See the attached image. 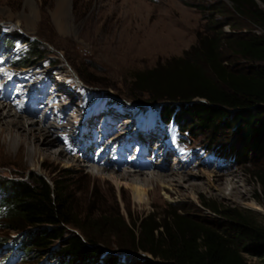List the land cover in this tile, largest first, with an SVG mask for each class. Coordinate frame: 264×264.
Listing matches in <instances>:
<instances>
[{"label": "rangeland", "instance_id": "374dc122", "mask_svg": "<svg viewBox=\"0 0 264 264\" xmlns=\"http://www.w3.org/2000/svg\"><path fill=\"white\" fill-rule=\"evenodd\" d=\"M32 1L37 18L34 19L33 26L30 27L26 25L25 17H23V15H28V8L25 6L26 0H0V27L3 31L2 35L6 33H12V36L14 34L20 35L24 39H31L39 45L40 59H32L34 67L21 69L24 76L27 73L29 76H33L35 72V75L40 74V76H35V81L39 83L35 91L25 94L32 95L31 102L33 101V103L30 107L34 109L36 106L38 108L33 111L39 113L34 121L43 118L46 111L52 116L72 112L68 113L66 117H72L71 114L78 111L79 114H76L74 120L77 124L79 123L78 126L85 123V125L80 126L83 129L85 127V129L91 130L89 131L90 136L103 128V133L112 134L110 137L124 136L127 139H123V142L120 139L114 144L117 146L111 148L112 151L123 154L121 156L123 159H111L113 156H108L111 159L110 162L114 164V168L101 171V168L97 166L95 168V165L85 163V161L84 163L79 162L81 167L76 168L69 167L66 159H57L55 157L56 151L68 149V144H60L59 139L58 142L47 146L45 151L37 154L31 160L27 155L30 147L33 148L37 145L42 147L40 137L36 136L37 133L35 135L18 134L19 140H24V146L22 144L19 149L14 151L9 148L10 138L6 137V133H3L0 135L1 179H23L30 175H38L43 176L50 183L53 180H61L69 197H72V202L79 203L85 209L88 206H93V212L97 211V213L98 211L112 213L119 211L125 218L130 216L135 221L143 219L151 213L164 215L169 212L166 208L167 205L181 207L192 217L209 224L222 221L221 216L212 215L210 211L204 210L200 201H203L208 208L213 210L221 211L222 208L238 207L264 217V205L257 199L260 186L253 176L259 167L264 166V155L255 157L248 154L244 158H240L243 163L235 164L226 153L232 144L237 143L230 136L228 130L224 132L230 137L227 135L221 137L217 141L218 147L213 151H206L207 141L203 140V137L200 136L193 140L190 137L181 136L173 124L164 125L160 120L157 104H145L130 99L132 79L137 73L159 70L171 64L173 60L182 57L185 51L196 44L198 35L208 33L210 28H220L225 34L238 30L243 32L249 30V24L234 14L228 1L70 0L62 25L58 24L59 22L52 16L57 0ZM7 14L12 15V18H7ZM16 20H19L18 25L15 24ZM27 26L31 29H28ZM21 44L22 42L19 41L14 50L7 51L9 55L4 57L3 61L12 64L15 59L23 58L26 45ZM240 63L244 64L245 62ZM45 73H50L53 81L62 82L60 85L64 88L59 87L61 92L56 88L58 83L54 86L52 83L48 85L41 82V77L43 79ZM18 81L23 82L22 80ZM24 83L26 85L31 84V86L35 85L34 82ZM39 88L42 91L46 90L45 93L38 92ZM49 88L52 92L51 97H54V93L64 96L62 91H66L71 96L65 99L60 96L54 97L53 103H51L48 97ZM24 100L27 101V98ZM47 100L49 105L44 104ZM47 106L49 108L46 109ZM116 110H119L122 116L121 122H123L121 123L117 119L118 125L119 127L123 126L115 134L112 133L113 124L108 127L106 120L101 115L96 118L95 122L93 119L84 118L83 120V114H80L88 112L85 114L86 117L90 114L94 115V113L98 115V111L103 114L104 111L115 112ZM45 117L49 118L48 116ZM21 118L30 123L28 118L24 116ZM105 118L110 119L112 123L116 122L112 115ZM51 121L52 119L45 124L48 125ZM89 122L92 125L95 124L94 127L88 124ZM141 122L151 125V130H155L153 133L154 135L156 133L155 136L160 133L161 139L165 140L166 148L174 150L177 159L182 160L183 164L180 163L177 167L174 165L177 163L176 160L167 158V162H164V158H162L164 164L162 166H165L164 173L180 171L182 165L184 166L190 158L191 165L189 166H194V168L187 169L186 172L194 174L199 170H204L209 173H219L223 177L235 178V186L238 188L239 195L230 199L223 198L218 195V191L206 190L203 186H195L193 187L194 195H189L183 188H179L178 195L173 196V199H166L160 194L153 197L148 206H139L133 201L129 191L122 189L119 191L110 179H104V177L107 173L126 171L123 170L125 164L121 165L122 160L125 163L131 162L133 159L137 160L142 167H145L142 168L139 165L138 171L142 173H149L154 170L155 167L153 165L151 167L149 161L151 160L153 164H156L154 153L148 155L146 152V148L150 152L154 150L152 144L147 146L138 141H130V139L136 138L139 133L138 128L142 126ZM76 123L70 129V131L73 130V133L66 132V134L79 136L85 142V136L82 135L84 131H81L82 133L76 132ZM124 123L126 126L130 125L129 131L122 130ZM53 124L56 126V123ZM35 126L33 128L36 129L37 125ZM56 131L58 130H54L55 133ZM16 133L20 132L16 130ZM194 133L198 134V131L195 130ZM13 135L15 136V133ZM58 135L62 136L60 132ZM102 137L104 135L100 134V139ZM50 138L53 137L50 136ZM96 138L98 139V137ZM145 139L146 136H143L141 142H144ZM102 140L114 143L111 139L102 138ZM84 142L83 145L81 142L77 143L79 144L77 151H82V148L85 151ZM89 142H93L89 145V148H93L94 141L91 139ZM131 143L141 144L140 149H136ZM160 143L162 142L160 141ZM159 145L162 147V144ZM104 146L103 143L101 147L104 148ZM120 146L123 147L118 149ZM71 152L74 153L75 149ZM72 153L67 154V158L72 157ZM96 153V151H92L90 155L94 157ZM183 154L185 155L183 156ZM104 160L105 158L102 159V162ZM117 161L119 162L116 163ZM104 162L109 163L106 160ZM99 164L101 165V162ZM37 165L39 166L37 167ZM137 169L135 167V170ZM199 181L192 176L187 178V183L198 184ZM227 189L228 186H224L222 193H227ZM253 203L258 205L260 211L249 207ZM105 233L107 237H105L103 248L108 254L120 259L119 264H137L141 259L149 258L148 255L135 253L129 248L127 243H129L130 238L123 231L107 228ZM116 233L118 236L114 237L113 234ZM3 236L4 233L0 232V238ZM9 236L13 239L19 235L10 233ZM117 242L125 244L124 247L118 248ZM59 245L60 243L54 246L52 250L58 249ZM7 246L0 249V264H64L58 258L53 259L52 257L51 260L47 256L40 259L33 256L28 261H24L25 259L14 251L10 244ZM244 254L251 264L257 262V253L254 250L245 249ZM97 264L102 263L99 261Z\"/></svg>", "mask_w": 264, "mask_h": 264}, {"label": "trees", "instance_id": "16d2710c", "mask_svg": "<svg viewBox=\"0 0 264 264\" xmlns=\"http://www.w3.org/2000/svg\"><path fill=\"white\" fill-rule=\"evenodd\" d=\"M226 1L250 29L225 34L210 28L171 64L137 73L130 99L157 104L163 124H173L181 136L193 140L203 137L206 151L218 147L228 130L237 143L226 153L241 164L248 154L264 155V0ZM2 41L7 50L19 41L26 44L23 58L15 62L18 67L34 66L32 59H40L39 45L31 39L2 36L0 27ZM253 176L260 186L257 199L264 205V166ZM71 198L61 180L0 178V249L10 244L24 261L47 256L64 264H119L103 248L105 230L111 228L128 235L133 252L149 256L137 264H251L245 249L257 253L255 264H264V217L251 211L213 210L200 201L222 221L209 224L173 205L166 206L164 215L151 213L135 221L119 211L93 212V206L85 209ZM10 233L19 236L12 239Z\"/></svg>", "mask_w": 264, "mask_h": 264}, {"label": "bare ground", "instance_id": "6f19581e", "mask_svg": "<svg viewBox=\"0 0 264 264\" xmlns=\"http://www.w3.org/2000/svg\"><path fill=\"white\" fill-rule=\"evenodd\" d=\"M69 2L70 0H57L56 3V7L54 9V12L52 13V16L54 19H56L60 24H63V20L65 18V15L67 13L68 10V6H69ZM25 6L28 8V15H23V17H25V23L26 25H29L30 27L33 26V21L35 18H37V13L34 11L33 8V1L32 0H26L25 2ZM7 18L11 19L12 15L7 14ZM19 19V18H16ZM20 20V19H19ZM19 20H16V25H18ZM15 22V21H14ZM28 27V26H27ZM28 27V29L30 28ZM31 29V28H30ZM45 77L42 79V83H46L48 85H54L58 82L53 81V77H51L50 73H45ZM34 76V75H33ZM33 76H29V74L27 73L26 76H16L14 79H11L14 81H18V80H22L23 82H19L20 87L15 89L13 86V90L16 91H20L21 95L24 96L27 92L30 91H35V89L38 86V82L35 81V79L33 78ZM18 77V78H17ZM46 78V79H45ZM47 80V81H46ZM55 80V79H54ZM2 80L0 79V82ZM24 82L27 83H31L34 82V86H31V84L26 85ZM61 81H59L58 85L56 86V88L60 91L61 89L59 87L64 88L62 85ZM10 88V85H9ZM25 91V92H24ZM42 91L40 88L38 89V92ZM46 90L42 91L45 93ZM50 91V88H49ZM61 92V91H60ZM64 92V96L60 95L59 93H54L55 95H53L55 98H57L58 96H60L61 98H67L70 97L71 95H69L68 93H66V91H62ZM52 94V92L50 91V94L48 95L51 103H53L52 99H54V97H51L50 95ZM69 99V98H68ZM48 101V100H47ZM33 103L30 102L29 104H17L15 101L13 102L12 99L9 98L8 95H6V93H4L3 89H0V135L3 133H6V137L10 138V144H9V148L11 150H16L19 149V147L23 144V141L20 139L19 140V136L18 134L21 133H25V134H30V135H35L40 137V143H42V147H38V145L36 147L31 148L28 152V157L29 159H33L35 158L34 156H36L37 154H41V152L45 151V148H47V146H51L54 143L58 142L60 140V144H68V149H60L58 150V152L56 151V158L57 159H61V160H67L68 161V166H72V167H81V165H79V162H83L85 161V163H90L101 168V171H107L110 170V168H114V164H112V162H110L111 159L116 158L117 160L123 159L121 156L123 154L121 153H116L114 151L111 150L112 146H117L114 145L115 143H117L120 139V141L123 142V139H127L126 137H116L113 138L110 137V135H107L106 133H103L104 129L102 128L101 130L96 131L95 133H92V135H89V131L91 130H87L83 129V125L84 124H80L78 126V124L75 122V116L76 114H79L78 111H76L75 113L71 114V116L66 117L68 115V113H72V112H66V113H62V114H54V118H52V121L50 124H45V122L50 121V117L46 118L45 116H43V118L41 117L40 119H38L37 121H34L35 117L39 114L34 113L33 111L37 110L38 108H36V106L33 108L30 107V105ZM47 103V102H46ZM44 103V104H46ZM28 105V106H26ZM49 105V104H48ZM78 105V104H77ZM36 108V109H35ZM49 108L48 106L46 107V109ZM53 108V107H52ZM101 108V107H100ZM45 109V110H46ZM101 111V109H100ZM98 111V115H96L94 113V115L90 114L88 116L85 117V114H87L88 112L84 113H80L83 114V120L84 118H87V120L89 119H93L96 122V118L98 116H102L104 120H106V125L108 127H110L113 124V134H115L118 129L123 126L121 125L119 127L118 125V121L117 119L121 122L122 120V116L119 112V110H116L115 112H103V114H100L101 112ZM31 112V113H30ZM74 115V116H73ZM108 115H112L115 117L116 122H111L110 119H106L105 117ZM21 116H24L25 118H28L30 123H27L26 121L23 120V118H21ZM121 116V117H120ZM71 117V118H70ZM101 117V118H102ZM32 118V120H30ZM70 118V119H69ZM53 123H56V126H54ZM77 124L76 128H77V133L78 131H84L82 135L85 136V141H89V140H93L94 141V147L93 148H89L90 146L85 145L84 143V148L85 151H83L84 149L82 148L81 154L79 153L80 151H77V147L79 144L77 143H82L83 145V139L80 138L79 136H73V135H68V133H73L72 131H70L72 126H75L74 124ZM123 123V122H121ZM142 123V122H141ZM91 124L92 123H88ZM103 124V123H102ZM35 125H37V130L35 128H33ZM87 125V124H86ZM95 125V124H93ZM92 125V126H93ZM142 126L140 128H138L139 133L137 134L136 138H132L130 139V141H138L140 143H144L147 146L149 144H152L154 149L153 151H149V149L146 148V152L149 155V153H154V160H156V164L154 165L152 163L151 160H149L151 162L150 166L152 167V165L155 167L154 170L150 171L149 173H142L140 171H138L140 168L139 167V162L137 160H131V162H123V160L121 161V165L125 164L124 169L126 171H120V172H116V173H107L105 174L104 179H110L114 185L116 186V188L121 191L122 190H127L129 191L128 193H130L133 201L135 203H137L139 206L141 207H146L149 205L151 199L153 197H157L160 194L165 197L166 199H173V196H177L179 191V188H183L189 195H194V188L195 186L201 187L203 186L206 190H215L218 191V195L220 197L223 198H233L236 197L237 195H239V191L238 188L235 186V178L231 179L230 177L227 178V176L223 177L222 175H220L219 173L216 172H206L204 170H199L194 174H191V172H186L187 169L191 170L194 168V166H189L190 164V158L188 159V162L186 164H184V166L182 165V167L180 168V171H172L173 173H164L163 171L165 170V166L163 167L162 165H164L162 163V158H164V162L167 160V158H172V160H176L177 163L174 165H177V167H179V164L182 163V160L177 159L176 154L173 152L174 150H171L170 148H166V143L165 140L161 139V134L158 133L157 136L156 133L155 135L154 133V129L151 130V125H146V124H141ZM129 126L124 123V127L122 128V130L124 131H129ZM36 127V126H35ZM94 127V126H93ZM98 128V127H97ZM58 130L56 131L57 136H55V132L54 130ZM157 129V128H156ZM16 130H18L20 133H16ZM76 130V129H75ZM88 131V132H87ZM150 131V132H149ZM61 133L62 136L58 135V133ZM66 132H68L66 134ZM15 133V136L13 135ZM55 133V134H54ZM75 133V132H74ZM149 133V134H148ZM100 134L104 135L105 139H111L114 141V143H109L108 140L103 141L102 138L100 139ZM80 135V134H79ZM99 135V136H98ZM53 137V138H50ZM81 136V135H80ZM146 136V139L144 142H141L142 137ZM58 137V138H57ZM62 137H64L62 139ZM98 137V139L96 138ZM86 138H91V139H86ZM59 139V140H58ZM160 141L162 143H160ZM96 142V143H95ZM156 142H158L159 144H162V147H160L159 144H157ZM93 143V142H92ZM91 143V144H92ZM104 143V148L101 147V145ZM120 143V142H119ZM77 144V145H75ZM39 145V146H41ZM81 145V144H80ZM129 145V144H128ZM132 146L136 147V149H140L141 144L139 145H135L134 143H131ZM24 146V144H23ZM139 146V147H138ZM123 146H120L121 149ZM149 148V147H148ZM73 149H75V152L72 153L71 151H73ZM145 150V149H144ZM92 151H96L97 153L95 154V156H91L90 153H92ZM108 151V152H106ZM118 151V150H117ZM83 152V153H82ZM72 153V157L67 158V154H71ZM43 154V153H42ZM118 155V156H117ZM147 155V156H148ZM185 154H183L184 156ZM108 156H113L111 159L108 158ZM128 156V155H127ZM105 158V160L109 163L106 162H102V159ZM183 158V157H182ZM99 160V162H98ZM96 162H98L96 164ZM101 162V165L99 164ZM119 161H117L116 163H118ZM167 162V161H166ZM183 164V163H182ZM92 165V166H93ZM39 165H37L38 167ZM141 166V165H140ZM83 167V166H82ZM89 167V166H88ZM94 167V166H93ZM135 167L137 170H135ZM142 167V166H141ZM176 167V168H177ZM97 168V169H99ZM127 168V169H125ZM145 168V167H142ZM127 170H131V171H127ZM136 173H134V172ZM97 175V174H96ZM232 175V174H231ZM195 177L196 179H199L200 183L198 184H192V183H187V178L189 177ZM229 176V175H228ZM234 177V176H233ZM223 184V185H222ZM222 188H220V187ZM224 186H228L227 189V193H222V191L224 190ZM223 189V190H222ZM226 190V187H225ZM220 191V192H219ZM252 209L255 210H259L260 208L258 207L257 204H251L249 206Z\"/></svg>", "mask_w": 264, "mask_h": 264}]
</instances>
